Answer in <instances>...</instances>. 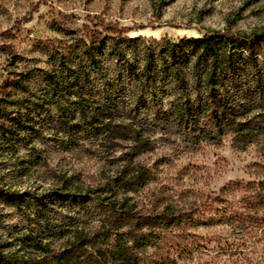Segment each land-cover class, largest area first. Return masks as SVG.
<instances>
[{
	"label": "rangeland",
	"instance_id": "obj_1",
	"mask_svg": "<svg viewBox=\"0 0 264 264\" xmlns=\"http://www.w3.org/2000/svg\"><path fill=\"white\" fill-rule=\"evenodd\" d=\"M96 21L131 30L122 37L103 32L95 42L86 27L101 32ZM225 29L264 31V0H0V243H7L6 252L16 251L21 264H47L28 243L44 230L53 247L78 246L76 256L88 264H121L87 240L96 230L111 239L128 232V220L103 205L110 197L108 203L126 201L135 213L184 215L180 226H147L148 244L131 250L134 264H264V198L257 186L264 179V55L243 53L235 80L220 85L230 102L216 111L204 102L198 107L205 86H179L165 73L149 86L125 75L121 92L104 84L106 69L121 71L118 59H108L111 49L129 63L136 57L140 67L151 48L160 66L169 61V42ZM125 37L137 38L138 46ZM79 89L85 99L91 89L96 97L114 92L120 110L113 126L120 132L95 136L61 122L64 113L79 116L70 103L81 101ZM213 113L229 117L215 126ZM130 124L143 127L145 143L133 140ZM122 172L134 181L121 187ZM63 183L88 195L87 204L77 206L66 194L33 198Z\"/></svg>",
	"mask_w": 264,
	"mask_h": 264
},
{
	"label": "trees",
	"instance_id": "obj_2",
	"mask_svg": "<svg viewBox=\"0 0 264 264\" xmlns=\"http://www.w3.org/2000/svg\"><path fill=\"white\" fill-rule=\"evenodd\" d=\"M94 24L95 27L101 28V32L92 31L89 27L86 28L91 33V38L95 42L97 38L103 35V32L107 33V35H119L122 37L131 30L129 27L106 23L104 21H96ZM124 40L133 41L135 43L134 46H138L137 38L125 37ZM129 47H131V45H129ZM165 48V52H167L169 57L168 62L159 66L150 50L151 48H149V51H147L149 56L147 55L148 58L145 59L144 64L140 67L136 63V57L133 58L135 62L129 63V60H126L125 54L111 49L107 55L108 59H118L121 64V71H117L116 75H114L113 72L106 69L104 84H107L109 87H114L117 92H121L122 90L119 84L123 81L125 75L133 77L136 82L137 80H141L140 83L149 86L159 77V74L165 73L170 75L172 77L171 81H176L179 86L184 87L189 82L197 86H205L207 91H205V94L202 93L201 96L203 98L200 97L198 100L196 99L199 103L198 107L201 102H204V104L208 106L207 110L212 109V111H216L217 105L222 106L225 105V102H230V97H232V95L222 91L220 85L222 86L225 80H235L233 77L234 71L232 70H236L238 60L242 61L243 53L245 52L252 58H258L264 55V31L254 34H239L232 32L230 29H225L223 31L219 30L202 38L183 39L180 43L169 42ZM93 62L94 65L97 63L96 56H93ZM188 69L189 73H186ZM96 71L95 69L94 72ZM95 78L96 76L93 77V82ZM83 86L85 87V85ZM83 91V89H79L75 93L81 101L74 100L70 102L71 105L74 106V110L79 112V116L73 115L69 118L68 115L64 113L61 122H63V124H70V129H77L79 131L85 128L95 136H99L102 133L112 136L115 132H120L115 131L113 126L116 120L113 113L120 110L117 103L118 99L112 95L114 92L106 93L104 97H96L99 95V91L97 92L91 89L89 94L90 99L87 97L85 99L83 98ZM187 110L190 111L191 108H187ZM169 114L170 113L166 111L164 116H168ZM228 117L229 116L225 117V115L213 113L212 120L215 122V126H218L221 124L220 121H222V119ZM75 120H77L75 123H71ZM132 125H126L128 126V133L134 136L133 140L135 142L142 144L145 141L142 142V138L144 137L143 127L133 129ZM121 128L127 133L125 128ZM64 130L65 133L69 132L66 127ZM110 141H112V139H110ZM133 181L134 179H129L127 174L123 172L120 173L116 179V182H118L121 187ZM257 186L264 198V179L257 183ZM68 190H70L68 183H63L60 187L51 189L47 193L41 195L35 194L33 198L42 202L49 196L66 194L64 196L77 206H85L87 204L88 195L82 194L81 191L69 192ZM109 198L110 197H106L104 200L107 202ZM106 202L103 203L104 206H111L114 210L113 212L119 214L120 218L128 220V232L119 233L116 231L115 238L111 239L110 233H104L103 237H101L96 230L88 234L87 240L96 246V250L100 255L105 256L109 254L113 259L115 258L120 261L121 264H134L135 255H133L131 250L134 247L136 248V246L140 247L139 244H142V246L148 244L146 237H144V229L147 226L151 224L180 226L184 222V215H182V213L176 214V212L170 213L169 211H147L145 214L135 213L131 211L132 208H129L126 201H119L116 199L112 203ZM125 235H128V238L122 237ZM28 237V243L32 244L36 250L44 253L47 264H88V259H85L83 256L81 257V255L76 256V251L77 249L79 250L78 246L68 243L59 247H53L50 242L46 241L47 234L44 230L37 235H29ZM128 242L132 243L131 246ZM6 246H8L7 243H0V264H21L23 257L17 254L16 251L6 252L4 250Z\"/></svg>",
	"mask_w": 264,
	"mask_h": 264
}]
</instances>
